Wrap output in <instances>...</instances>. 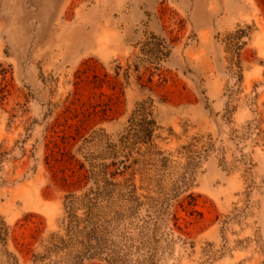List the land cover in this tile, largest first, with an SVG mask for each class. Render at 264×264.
Returning a JSON list of instances; mask_svg holds the SVG:
<instances>
[{"label":"rangeland","instance_id":"obj_1","mask_svg":"<svg viewBox=\"0 0 264 264\" xmlns=\"http://www.w3.org/2000/svg\"><path fill=\"white\" fill-rule=\"evenodd\" d=\"M0 264H264V0H0Z\"/></svg>","mask_w":264,"mask_h":264},{"label":"trees","instance_id":"obj_2","mask_svg":"<svg viewBox=\"0 0 264 264\" xmlns=\"http://www.w3.org/2000/svg\"><path fill=\"white\" fill-rule=\"evenodd\" d=\"M135 113H142L141 115H144V118H142V123L139 125L141 127V132L144 134L143 138H145V140H149L153 133L155 121L153 119H147L150 114L148 107L145 106V104H141Z\"/></svg>","mask_w":264,"mask_h":264}]
</instances>
